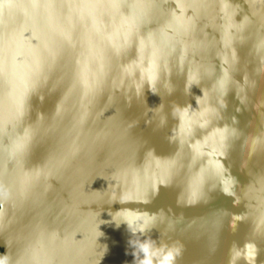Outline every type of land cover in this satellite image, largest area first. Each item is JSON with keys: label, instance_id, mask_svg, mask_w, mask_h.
<instances>
[{"label": "water", "instance_id": "1", "mask_svg": "<svg viewBox=\"0 0 264 264\" xmlns=\"http://www.w3.org/2000/svg\"><path fill=\"white\" fill-rule=\"evenodd\" d=\"M45 2L0 0V47L6 40L12 66L8 99L18 105L21 87L28 86L30 52L41 42L43 19L59 18L64 35L79 28L85 47L73 87L65 93L51 127L65 125L71 133L91 119L93 127L105 126L111 135L94 160L83 161L77 173H61L60 183L52 181L53 189L44 183L46 191L35 193L30 205L15 197L0 201L4 213L0 222L6 223L7 217L13 224L0 233V247L10 239L8 251L15 259L39 220L62 243L64 264H95L94 260L132 264L129 240L145 237L157 246L182 244L176 264H228L230 248H242L246 242L258 246L257 264H264V231H254L256 213L251 206L252 198L264 196V191L256 190L264 187V0H127L133 18L115 21L113 13L94 6L97 0H47L52 5L47 10L40 7ZM6 3L35 7L5 9ZM149 13L155 27L131 56V41L124 44L125 35L139 30ZM96 36L115 46L114 61L105 63L98 55ZM63 82L57 81L42 102L32 97L33 120L43 112L50 122L59 97L55 90ZM80 87L94 93L86 106ZM44 124L42 120L35 128ZM221 142L224 166L238 181L240 204L234 205L213 179L199 204L186 207L185 192L178 205L186 179L178 162L188 155V146L198 144V160L207 157L211 162L220 154ZM58 147L56 137L38 138L29 167L43 163ZM125 166L122 182H128L130 173L131 180L145 189L161 175L174 183L162 187L148 205L113 203L112 173ZM247 190L249 198L244 196ZM125 208L149 213L163 209L165 219L145 234L132 236L126 224L117 227L112 218ZM245 213L246 218L231 229L232 216ZM96 231L101 235L93 247ZM92 248L94 260H89Z\"/></svg>", "mask_w": 264, "mask_h": 264}, {"label": "clouds", "instance_id": "2", "mask_svg": "<svg viewBox=\"0 0 264 264\" xmlns=\"http://www.w3.org/2000/svg\"><path fill=\"white\" fill-rule=\"evenodd\" d=\"M101 12L113 13L112 19L115 21L121 16L129 14L127 0H121L119 13L112 8L111 0H97L94 5ZM17 7H35V5H12L6 3L5 9ZM40 7L47 10L52 7L46 2ZM62 7V5H57ZM61 21L57 18L56 22L49 21L46 17L42 21L41 42L39 46L30 52L31 70L28 75V86L20 89L18 105L13 104L8 99V88L12 76V66L9 57V49L5 40L0 47V201H7L13 197L26 201V205L32 203L35 193L46 191L42 188L47 183L48 188L53 189L52 181L60 183L57 177L68 176L79 172L82 169V162L85 160H94L99 151H102L108 143L111 135L105 126L93 127L89 119L78 131L66 130L65 125L52 128V121L59 116V105L65 95L73 87V77L79 62V56L85 47V41L82 39L79 28H73L72 34L66 36L60 28ZM155 27L152 15L149 13L142 21L141 28L136 32L127 33L123 43L131 41V56H135L138 44L146 38L147 32ZM7 24L5 23V31ZM98 55L105 63L114 61L117 53L113 51L114 45L109 44L101 37H94ZM63 79V84L55 90L59 93L55 101L54 110L50 122H46L43 112H37L35 120L32 119L30 100L37 97L41 102L44 100V94L53 93V85ZM78 86V85H77ZM34 89V91H33ZM150 90V89H149ZM81 95L84 97L82 105H88L94 93H84L80 87ZM107 97H101V101H106ZM44 120L45 124L37 130L35 125ZM40 137H56L59 144L58 149L47 156L43 163H35L29 167V158L32 155L33 145ZM23 141V149L13 152V145L18 141ZM256 141H254L255 143ZM220 154L213 161L207 157L198 160V144L191 143L188 146V155L180 162L178 167L181 169L185 182L177 195V204H181L182 193H187L184 205L193 207L199 204L204 198L205 188L210 180L218 181L220 191L233 199L234 205L241 202L237 195L238 181L234 178L228 169L224 166L223 159L225 153L222 150L221 142ZM214 152L216 149L213 150ZM151 152V151H150ZM149 153V152H148ZM251 154V153H250ZM159 158V157H158ZM127 168H117L112 173V179L115 182L111 195L113 203L121 205L137 203L148 205L159 195L162 187L167 188L173 185L166 182V176L161 175L153 180L150 186L145 189L142 185L131 180L129 173L128 182H122L121 173ZM32 174L30 181L26 176ZM116 189H119L117 194ZM258 192L264 191V187L259 186ZM245 198H249L248 190L244 193ZM254 203L251 205L256 215L254 218V231L260 233L264 231V196L251 199ZM245 214H234L231 218L229 227L236 229L237 223L246 218ZM4 213L0 212V217ZM119 223L127 225L132 236L143 235L165 219L163 209L156 213L147 211H137L130 209L118 210L112 217ZM6 223L0 222V233L2 235L10 230L12 223L5 217ZM173 221V220H172ZM191 227V224L189 225ZM52 231L39 220L33 226L32 232L21 244L15 259L9 254V247L12 241L5 239L4 246L0 247V264H64L67 259L62 243L52 236ZM97 232V231H96ZM101 235L97 232L93 240V247L96 238ZM129 244L133 251L131 253L132 264H176L180 257L183 245L179 242L169 246L160 244L150 237L144 239H130ZM127 254V253H126ZM259 248L255 243L246 242L242 248L235 245L229 250L228 264H257ZM89 260L93 259V248L90 250ZM99 264L98 260H94Z\"/></svg>", "mask_w": 264, "mask_h": 264}, {"label": "snow or ice", "instance_id": "3", "mask_svg": "<svg viewBox=\"0 0 264 264\" xmlns=\"http://www.w3.org/2000/svg\"><path fill=\"white\" fill-rule=\"evenodd\" d=\"M111 4H112V8L114 9L115 12L119 13L120 11V7H121V2L120 0H111ZM131 7L133 9H135L136 5H131ZM134 16V13H129L128 15L126 16H123L126 20L128 19H132ZM127 37V33L125 35ZM119 47H123V45L121 46H118L117 47V50H119ZM23 144L24 142L21 140V141H18L16 144L13 145V152H18V151H21L23 149Z\"/></svg>", "mask_w": 264, "mask_h": 264}]
</instances>
